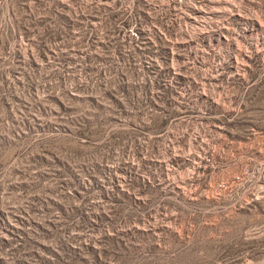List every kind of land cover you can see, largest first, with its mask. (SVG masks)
Instances as JSON below:
<instances>
[{"label":"rangeland","instance_id":"rangeland-1","mask_svg":"<svg viewBox=\"0 0 264 264\" xmlns=\"http://www.w3.org/2000/svg\"><path fill=\"white\" fill-rule=\"evenodd\" d=\"M0 264H264V0H0Z\"/></svg>","mask_w":264,"mask_h":264}]
</instances>
